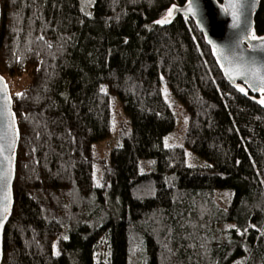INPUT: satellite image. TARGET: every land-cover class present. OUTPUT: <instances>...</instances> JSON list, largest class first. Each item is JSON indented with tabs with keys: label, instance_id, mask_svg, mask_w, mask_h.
Masks as SVG:
<instances>
[{
	"label": "trees",
	"instance_id": "1",
	"mask_svg": "<svg viewBox=\"0 0 264 264\" xmlns=\"http://www.w3.org/2000/svg\"><path fill=\"white\" fill-rule=\"evenodd\" d=\"M185 1L1 0L20 128L2 264H264V109L193 20L155 23Z\"/></svg>",
	"mask_w": 264,
	"mask_h": 264
},
{
	"label": "water",
	"instance_id": "2",
	"mask_svg": "<svg viewBox=\"0 0 264 264\" xmlns=\"http://www.w3.org/2000/svg\"><path fill=\"white\" fill-rule=\"evenodd\" d=\"M243 3V0H242ZM264 0H254L253 7L248 9H242L241 24L240 27H234V17L232 10L228 9L229 0H194L193 7L196 10V14L186 13L188 7V0L183 4L174 3L176 10L173 12L171 22L168 24H161L163 26H169L179 16L184 17L187 20H193L203 34L206 43L212 50L213 57L215 58L217 65L219 66L224 78L227 82L235 88L237 91V85L245 87L247 89V95L242 93L244 96H248L251 93V98L254 100L262 109L264 104L259 101L261 99V93L259 91H253L248 88L245 80L241 77H236L235 80L230 79L226 74L227 62L220 56L219 50L214 51V47L223 49L224 55L229 56L230 59H234L236 63H242L251 66L253 69H258L260 75H264V42L251 41L246 38L247 34L255 32L257 36L264 37V34L260 35L256 30V16L261 8ZM171 5V6H172ZM170 6V7H171ZM169 7V8H170ZM1 0H0V38H1ZM167 12L158 20L163 19ZM157 20V21H158ZM245 21L247 22V31L245 32ZM211 41V43H210ZM257 45L258 47L253 50L249 45ZM225 67H221V65ZM0 109H4L9 112L7 117H0V135L4 136V140L0 143L4 144V156L9 159L4 161L2 168L8 169L10 173V179L7 184H0V202H3L4 197L8 196L9 211L6 214L7 219H3L0 216V220H3V226L0 227V264L3 261L4 253V230L7 222L10 219L11 212L14 207V181L16 177V163H17V151L20 141V128L18 124L17 114L14 109V98L12 95L11 86L7 78L0 72ZM14 114V117L13 115ZM15 120V124L12 128L8 127V124ZM18 131V136H17ZM15 139V143L12 141ZM9 145H12L9 147ZM3 157H0L2 160ZM0 209H2V203H0Z\"/></svg>",
	"mask_w": 264,
	"mask_h": 264
},
{
	"label": "snow or ice",
	"instance_id": "3",
	"mask_svg": "<svg viewBox=\"0 0 264 264\" xmlns=\"http://www.w3.org/2000/svg\"><path fill=\"white\" fill-rule=\"evenodd\" d=\"M194 0H188V7L185 10L186 13H191L193 15L196 14V10L193 7ZM254 0H229V6L228 9H225V11H228L229 9L232 10V14L234 17V27H240L241 24V15L242 9L245 8V5L248 9H251L253 7ZM176 10V5H172L168 11L166 16L161 19L156 21L155 23L157 24H168L171 22V18L173 16V12ZM244 31H247V22L245 21V29ZM247 39L251 41H261L264 42V37L257 36L255 32H252L250 34H247L246 36ZM211 43V41H210ZM249 47H251L253 50H255L258 46L257 45H252L250 44ZM219 50L220 56L227 62V68H226V74L229 76L230 79L235 80L236 77H241L245 80V83L248 85V88L252 89L253 91H259L261 93V99L260 103L264 104V75L259 74L258 69H253L251 66L242 64V63H236L234 59H230L229 56L224 55L223 49H218L217 47H214V51ZM221 67H225V65H221ZM2 80V78H0ZM238 90L245 95H247V89L245 87H241L240 85L236 86ZM17 95H22V94H17ZM9 115V112L0 109V117H7ZM14 117V114H12ZM15 124V120L13 118L12 122L8 124L9 128H12ZM17 136H18V131H17ZM4 140V136L0 135V141ZM15 143V139L12 141V144ZM12 145H9L11 147ZM166 146H171V145H166ZM0 157H3L2 160H0V166L3 165L4 161L8 160L9 158L4 156V144L0 143ZM10 179V173L8 169L0 167V184H7ZM2 203V209H0V216L3 217V219H7V213L9 211V205H8V196L6 195L4 197ZM3 226V220H0V227ZM234 227V226H233ZM66 239V238H65Z\"/></svg>",
	"mask_w": 264,
	"mask_h": 264
},
{
	"label": "rangeland",
	"instance_id": "4",
	"mask_svg": "<svg viewBox=\"0 0 264 264\" xmlns=\"http://www.w3.org/2000/svg\"><path fill=\"white\" fill-rule=\"evenodd\" d=\"M82 2L84 3L86 7H89L92 5L93 0H82ZM89 11L92 13L93 5L91 6ZM24 83H25V80L22 79L21 84H24ZM162 91H163L165 100L171 106L176 116L175 127L166 136L164 143L166 145H181L184 139L187 117L183 111V107L180 101L171 93L169 86L163 83ZM113 142L114 140H111V139L103 140V141L96 142L95 146L99 147V145H102V144L110 146V145H113ZM187 161L189 165H204L207 163V160L205 158L197 155L196 153L190 150H188ZM95 176H96V184L100 185L102 181V177H101L100 167L98 165L95 168Z\"/></svg>",
	"mask_w": 264,
	"mask_h": 264
}]
</instances>
